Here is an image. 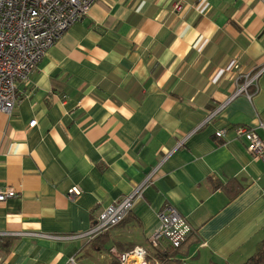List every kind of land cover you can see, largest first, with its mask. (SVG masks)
I'll list each match as a JSON object with an SVG mask.
<instances>
[{
  "label": "crops",
  "instance_id": "1",
  "mask_svg": "<svg viewBox=\"0 0 264 264\" xmlns=\"http://www.w3.org/2000/svg\"><path fill=\"white\" fill-rule=\"evenodd\" d=\"M261 66L260 0H95L17 83L12 113L0 111V187L16 194L0 202V264L153 255L166 204L193 232L163 262L244 264L264 241V162L233 128L264 138ZM137 191L123 221L87 233Z\"/></svg>",
  "mask_w": 264,
  "mask_h": 264
},
{
  "label": "built area",
  "instance_id": "2",
  "mask_svg": "<svg viewBox=\"0 0 264 264\" xmlns=\"http://www.w3.org/2000/svg\"><path fill=\"white\" fill-rule=\"evenodd\" d=\"M95 0H0V111L10 115L17 102V83L28 79L38 62L56 43L58 38L73 23L88 13ZM264 2V0H260ZM176 12L182 5L176 1ZM264 74V66L255 73V78ZM243 88L240 90L242 91ZM36 120L29 123L33 126ZM237 137H243L247 150L254 159L264 162V138L247 126L233 128ZM225 130L219 131L224 134ZM81 190L77 186L68 189L71 200L79 197ZM11 187H0V202L14 197ZM140 191L125 196L116 204L106 207L98 216L87 233L100 234L119 224L132 209ZM158 225L149 238L153 246L166 242L173 248H179L186 242L193 230L187 220L171 204H166L158 212ZM40 235V234H35ZM111 254L119 264L139 262L147 264L146 249L135 246L128 251L119 252L112 248ZM65 264H78L70 258Z\"/></svg>",
  "mask_w": 264,
  "mask_h": 264
},
{
  "label": "trees",
  "instance_id": "3",
  "mask_svg": "<svg viewBox=\"0 0 264 264\" xmlns=\"http://www.w3.org/2000/svg\"><path fill=\"white\" fill-rule=\"evenodd\" d=\"M234 181V179H231L228 181V183H226L225 185H223V190L226 191V193L229 196H233L236 193L237 189H232L230 186V183H232ZM150 243V241H149ZM185 243V242H184ZM150 245L153 248L154 254L153 255H149L148 251L147 252V256L146 259H149V257H154L155 259L158 260L159 264L165 263L167 264L168 262H163L164 260H168L170 257H173L179 248H173L171 247L168 243L167 245H164L163 243H159V245L157 246H153L151 243ZM163 245V246H162ZM165 246V247H164ZM244 264H264V241L261 242V244L259 245L257 251L251 255Z\"/></svg>",
  "mask_w": 264,
  "mask_h": 264
}]
</instances>
